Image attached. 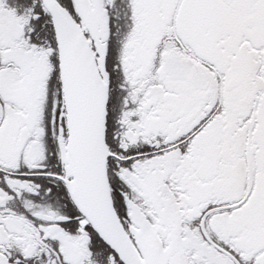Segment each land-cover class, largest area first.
<instances>
[{"label": "snow or ice", "instance_id": "1", "mask_svg": "<svg viewBox=\"0 0 264 264\" xmlns=\"http://www.w3.org/2000/svg\"><path fill=\"white\" fill-rule=\"evenodd\" d=\"M0 264H264V0H0Z\"/></svg>", "mask_w": 264, "mask_h": 264}]
</instances>
